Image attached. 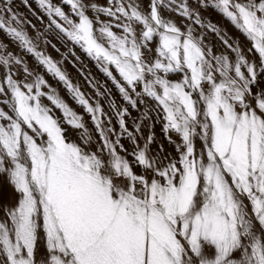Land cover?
Listing matches in <instances>:
<instances>
[{
  "label": "snow or ice",
  "instance_id": "obj_1",
  "mask_svg": "<svg viewBox=\"0 0 264 264\" xmlns=\"http://www.w3.org/2000/svg\"><path fill=\"white\" fill-rule=\"evenodd\" d=\"M0 264H264V0H0Z\"/></svg>",
  "mask_w": 264,
  "mask_h": 264
}]
</instances>
